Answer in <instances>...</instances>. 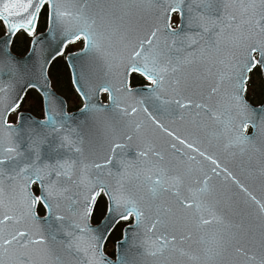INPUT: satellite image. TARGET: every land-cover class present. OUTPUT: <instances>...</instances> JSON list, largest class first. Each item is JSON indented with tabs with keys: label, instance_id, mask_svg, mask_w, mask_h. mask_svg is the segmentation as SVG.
I'll use <instances>...</instances> for the list:
<instances>
[{
	"label": "snow or ice",
	"instance_id": "6c2138e0",
	"mask_svg": "<svg viewBox=\"0 0 264 264\" xmlns=\"http://www.w3.org/2000/svg\"><path fill=\"white\" fill-rule=\"evenodd\" d=\"M0 264H264V0H0Z\"/></svg>",
	"mask_w": 264,
	"mask_h": 264
},
{
	"label": "rangeland",
	"instance_id": "374dc122",
	"mask_svg": "<svg viewBox=\"0 0 264 264\" xmlns=\"http://www.w3.org/2000/svg\"><path fill=\"white\" fill-rule=\"evenodd\" d=\"M51 72H52L53 76H55L56 68H55V70H53V68H52V69H51ZM62 72H63V71H62ZM62 72H60V73H62ZM69 107H75V108L77 107L76 102H73L70 98H69ZM36 114H37V113H36ZM108 248H109V251H110L111 248H112L111 243L109 244Z\"/></svg>",
	"mask_w": 264,
	"mask_h": 264
}]
</instances>
